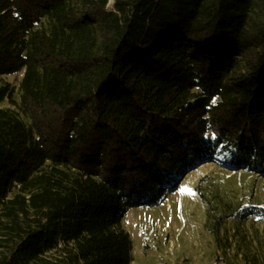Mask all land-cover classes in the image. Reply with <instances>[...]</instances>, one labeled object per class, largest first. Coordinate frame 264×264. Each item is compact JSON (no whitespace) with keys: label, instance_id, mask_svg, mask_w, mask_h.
<instances>
[{"label":"trees","instance_id":"16d2710c","mask_svg":"<svg viewBox=\"0 0 264 264\" xmlns=\"http://www.w3.org/2000/svg\"><path fill=\"white\" fill-rule=\"evenodd\" d=\"M21 70L29 123L0 106V264H130V207L226 151L264 175V0H0V104ZM208 209L237 264L218 230L254 211Z\"/></svg>","mask_w":264,"mask_h":264},{"label":"rangeland","instance_id":"374dc122","mask_svg":"<svg viewBox=\"0 0 264 264\" xmlns=\"http://www.w3.org/2000/svg\"><path fill=\"white\" fill-rule=\"evenodd\" d=\"M23 72L3 76V80L13 87L12 97L17 104L6 98L0 106L16 109L29 123V114L22 110L21 103ZM209 201L221 212L244 207L254 211L244 220L229 216L218 233L222 241L232 243L230 255L237 249L241 251L235 259L237 264H249L242 253L243 246H250L262 262L264 175L247 167L233 166L231 153L226 151L188 170L174 188L167 189L159 204L139 205L127 210L121 225L129 232L133 243L130 264H220L222 260L218 257L222 252L210 228L212 223L208 222ZM240 240L242 242L238 244Z\"/></svg>","mask_w":264,"mask_h":264},{"label":"water","instance_id":"95a60500","mask_svg":"<svg viewBox=\"0 0 264 264\" xmlns=\"http://www.w3.org/2000/svg\"><path fill=\"white\" fill-rule=\"evenodd\" d=\"M113 0H111V2H112ZM185 174H183L181 177H180V179L184 176Z\"/></svg>","mask_w":264,"mask_h":264}]
</instances>
